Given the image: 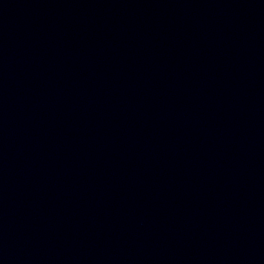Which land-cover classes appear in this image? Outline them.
<instances>
[{
	"label": "water",
	"instance_id": "water-1",
	"mask_svg": "<svg viewBox=\"0 0 264 264\" xmlns=\"http://www.w3.org/2000/svg\"><path fill=\"white\" fill-rule=\"evenodd\" d=\"M0 264H264V0H0Z\"/></svg>",
	"mask_w": 264,
	"mask_h": 264
}]
</instances>
